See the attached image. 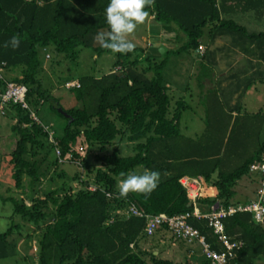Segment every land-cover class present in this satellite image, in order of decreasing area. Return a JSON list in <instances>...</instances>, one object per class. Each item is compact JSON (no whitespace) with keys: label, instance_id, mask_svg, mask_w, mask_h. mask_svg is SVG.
<instances>
[{"label":"trees","instance_id":"16d2710c","mask_svg":"<svg viewBox=\"0 0 264 264\" xmlns=\"http://www.w3.org/2000/svg\"><path fill=\"white\" fill-rule=\"evenodd\" d=\"M215 1L155 0L154 6L145 10L153 15L154 23L173 27L184 36L179 47L163 53L176 55L197 50L203 30L208 28V41L216 36H227L231 47L261 66L262 69L254 71L253 77L239 88V99L253 80L262 78L264 82V33L249 32L231 19L220 18L221 8ZM251 2L253 0H234L235 4ZM109 3L110 0H0L2 77L26 87L27 106L21 108L11 103L3 106L4 115L13 121L10 131L15 136L7 161L13 187L27 188L30 204L12 197L2 200L9 201L12 212L32 225L33 232H38L36 264H192L188 258L179 260L141 250L139 241L148 238L142 234L144 219L119 216L114 211L133 205L148 215L190 213L192 206L180 183L183 177L200 179L216 190L213 198L197 195L195 202L200 212L207 211L216 201L223 207L231 205L235 182L248 174L249 164L264 151V143L257 142L252 151L247 152L253 135L257 138L258 132L252 135L250 128L257 117L254 114L243 116L241 123L235 119L228 127L216 94L209 93L202 100L205 113L202 134L196 139L180 134L178 120L187 106L181 100L172 102L162 83L163 64L152 65L140 47L127 54L114 53L95 41L98 32L108 31L105 9ZM263 6L264 0H260L253 9L257 17ZM13 35L19 37V47L5 48L4 43ZM48 47L70 61L77 59L80 48L90 49L96 56L112 53L113 69L99 77H78V87L66 89L76 107L64 110L42 84V55L44 57ZM200 56L208 57L204 52ZM5 72L16 73L6 79ZM66 81L69 79H59L57 83L62 87ZM3 86L0 80V91ZM45 103L64 121L59 134L46 125L60 156L71 152L72 160L82 169L93 171V176L80 181L78 174H74L71 179L79 180L78 190L72 192L59 185L42 192L39 198L33 196L37 192L35 186L45 177L49 165L71 163L59 164L54 156L53 161H47L46 169L39 171L38 166L46 161L48 153L53 154L43 124L36 117V110ZM58 108L67 117L58 112ZM31 113L36 120L30 117ZM262 117L258 115L260 120ZM118 139L132 144L131 155L120 156L115 146L110 152L106 151ZM77 147L87 150L95 147L105 152L94 157L100 167L87 163L85 153L81 156ZM146 169L160 173L158 187L151 195L129 193L126 199L118 198L122 174H142ZM54 175L62 177L55 172ZM89 185L96 189L87 190ZM221 221L229 238L243 242L226 264H253L256 257L264 258L261 223H255L247 212L235 213ZM187 223L205 237L212 249H220L205 219L189 217ZM12 228L0 233V259L13 253V244L7 240ZM157 229L168 232L165 226Z\"/></svg>","mask_w":264,"mask_h":264},{"label":"rangeland","instance_id":"374dc122","mask_svg":"<svg viewBox=\"0 0 264 264\" xmlns=\"http://www.w3.org/2000/svg\"><path fill=\"white\" fill-rule=\"evenodd\" d=\"M156 24V23H154ZM158 25V23H157ZM150 27V26H148ZM264 33V27L261 28ZM146 31L144 24L138 25L135 32L131 34L130 39L135 47L143 49L145 55L151 59L150 63L163 64L160 73L162 77V83L167 87L168 95L171 97L172 102L182 101L187 110L181 112L180 118V133L186 137H191L194 134L201 133L205 128V113L202 105L201 108V93L198 89V82L200 79L197 77L198 70L196 69L202 63L201 56L191 50L189 52H180L178 54L158 53V47L160 39L157 38L153 33ZM147 32V33H146ZM180 34V33H179ZM184 41V36L180 39L174 40L175 49L179 47ZM229 41V40H228ZM147 43L150 47H147ZM47 54L49 57H45ZM235 58V57H234ZM115 57L112 53H104L99 56L93 54L90 49L80 48L78 57L75 61L65 59L63 55L55 53L51 47H48L42 55L43 62V73L42 84L50 91V93L58 99L61 108L67 110L71 107H76L73 97L70 92L61 87L57 80L69 79L76 80L80 76H93L99 77L106 74L108 71L113 69V62ZM235 63V61H231ZM245 61H241L227 70L228 74H235V79L240 83H247L246 75H243V71L246 68ZM231 64V63H229ZM242 71V72H241ZM220 70L214 71L216 77L213 80L206 82V87H210L207 91L209 93L216 94V98L220 103V108L224 116L229 123L228 127H231L232 122L236 119L240 122L243 116L256 115V119L250 123L252 135L256 132L257 138L253 135L249 150L251 152L257 142L264 143V84L259 87L258 83L253 80L257 86L256 92L252 94H246L243 98L234 99L231 97V92L234 89V82L232 79H228L224 82V87L219 86L217 80V74ZM234 79V78H233ZM249 89V88H248ZM241 91L238 92V94ZM243 94H241L242 96ZM243 104V105H242ZM234 105L237 107L242 106L239 112L238 109H234ZM240 116L235 118L232 116ZM231 116H227L230 115ZM263 116L262 119L258 118V115ZM223 119L225 120V117ZM36 117L43 125H49L51 130L55 133H60L63 120L58 118L53 112L48 109V104H43L36 110ZM244 117V118H246ZM241 123V122H240ZM184 124L186 127H184ZM229 129V128H228ZM258 130V131H257ZM194 133V134H192ZM255 137V138H254ZM14 134L10 131V121L5 115L0 116V233L4 232L8 227H13L11 235L7 238L10 243L13 244V253L11 252L8 256L0 259V264H36V239L38 232H33L34 228L32 225L22 221L19 215L12 212V204L9 201L2 199L6 197H12L18 200H22L25 205H29L28 189H15L10 176V170L8 166V155L14 146ZM256 140V141H254ZM118 149L120 156L131 155L132 144L125 142L124 139H118L115 143L106 149L110 152L113 147ZM85 153L84 159L87 163L100 167V163L95 161L94 157L101 155L105 152H99L95 147L86 149L83 147ZM84 155V154H83ZM38 158V156L36 157ZM54 155L50 152L47 155L46 161L42 162L38 168L39 171L46 169L47 161H53ZM56 174H60L62 177L57 178ZM74 174H78L79 180H89L93 176V171L88 172L85 168L79 167L77 164L65 163L56 167L50 166L46 171L45 177H43L38 186H35V192L33 196L42 197V192L48 189H54L59 185H64L65 188H69L72 192L78 190L81 186L79 180L71 179ZM52 179V181H49ZM26 179L24 178V182ZM199 181V194L213 198L216 194V190L202 180ZM151 237H148L142 241H139L138 246L141 250L149 252L152 249L150 245Z\"/></svg>","mask_w":264,"mask_h":264},{"label":"crops","instance_id":"0c3cea01","mask_svg":"<svg viewBox=\"0 0 264 264\" xmlns=\"http://www.w3.org/2000/svg\"><path fill=\"white\" fill-rule=\"evenodd\" d=\"M217 6L219 5L221 8V15L220 18H226L231 19L235 24L243 26L247 31L249 32H262V27H264V6L262 9V13L260 16H256L254 14L253 9H255L258 5L260 0H253L251 3L247 4H235L234 0H216L215 1ZM146 31L151 32L160 39V44L167 49H172L174 46V40L180 39L182 37V34L177 32L175 28L173 27H165L162 25L154 24L153 21V15L149 13L148 17L146 18L145 22L143 23ZM150 26V27H148ZM204 34L202 39L199 41V45L204 47V56H208L207 58H201L202 63L197 67L198 75L197 77L200 79L198 82V89L201 93V108H202V100L206 99L207 91L210 87H206V82L209 83V80H214L216 77V73L214 71L220 70V72L217 74V80L219 81V86L224 87V82L228 79H232L234 82V89L231 92V97L234 99H238V92L240 91L239 88L243 86L245 83H239L235 79V74H228L226 73L227 70L232 66H234L235 63L238 65L239 62L245 61L246 68L243 71V75H246V78H252V73L256 71L257 69H262V67L254 62L252 59H248L246 56L241 54L237 49L231 47L229 44V38L227 36H216L212 41H208V28H204L203 30ZM147 33V32H146ZM151 45L147 43V47H150ZM197 52V50H195ZM198 53V52H197ZM199 54V53H198ZM235 57V58H234ZM235 61V63L231 62ZM231 63V64H229ZM241 71V72H242ZM109 72V71H108ZM107 72V73H108ZM16 72L10 73L5 72L3 76H5L6 79L12 77L15 75ZM234 78V79H233ZM257 78V76H255ZM259 78V77H258ZM260 80H255L256 82H259V87H262L264 82ZM256 84L253 83L247 89L243 95L240 98H243L244 95L257 93L256 92ZM243 105V104H242ZM242 106H234V109H238L239 112ZM188 107L185 109L187 110ZM203 109V108H202ZM204 110V109H203ZM234 116V112L232 113ZM6 117V116H5ZM180 118L181 114L179 116L178 120V129L180 132V127H182L180 124ZM10 125L13 123L12 120H10ZM184 127L186 125L184 124ZM205 129V128H204ZM204 129H202L204 131ZM202 131V132H203ZM199 134H194L191 137L192 139H196ZM181 134V133H180ZM184 136V135H183ZM186 137V136H185ZM15 141V139H14ZM188 178V177H183ZM197 181L198 179L195 178ZM199 184V181H198ZM256 182L255 178L251 174H247L245 176L240 177L238 179L232 190H233V197H232V204H240L247 201H250L254 198V190H255ZM200 187V185H199ZM217 202V201H216ZM262 226L264 227V220L261 222ZM150 245H152V249L150 250L152 255L159 254L162 257L172 256L176 259H182V258H188L191 260L192 264H201L205 261V259L202 257L200 253V249L198 246H195L194 244H189L184 241L175 240L171 237V235L168 232L161 231V229H157L154 234L151 236ZM142 249V248H141ZM191 250V253L189 252ZM253 264H264V258L263 257H256L254 259Z\"/></svg>","mask_w":264,"mask_h":264},{"label":"built area","instance_id":"2783aa9c","mask_svg":"<svg viewBox=\"0 0 264 264\" xmlns=\"http://www.w3.org/2000/svg\"><path fill=\"white\" fill-rule=\"evenodd\" d=\"M204 47L198 46L197 52L199 55L203 53ZM48 55L45 54V57ZM4 63H0V80L3 82V90L0 91V116L4 115L3 106L6 103L18 104L21 108H27L25 103L26 87L23 84L6 81L2 77ZM64 89L78 87L76 80H69L62 84ZM33 120L36 118L30 114ZM42 129L47 133V141L53 146V154L57 162L63 163L69 161L77 164L72 160L71 152L65 157L60 156L58 147L52 137V132L46 125H41ZM83 147H77V151L81 156H84ZM248 174L255 178L256 186L254 190V198L250 201L238 204H231L223 207L218 202H214L205 212H200L196 205L195 199L199 194V184L195 178H182L180 183L186 192L189 204L192 206L191 212L166 216L162 213L148 215L134 208L133 205H128L126 209L115 210L114 213L119 216H135L144 219L142 234L152 236L157 228L165 226L173 239H179L189 244H194L200 249L202 257L206 264H226L233 257L234 251L243 246V242L229 238L223 229L222 219L231 216L238 212H247L251 215L255 223H261L264 220V151L259 155L258 159L248 166ZM89 191H94L96 188L92 185L86 187ZM108 196L107 193H104ZM189 217L203 218L207 221V226L215 236L216 242L219 245V250H214L206 242L205 237L201 235L197 229L187 223ZM111 221V219H109ZM131 247V244L129 245ZM191 253V250L189 251Z\"/></svg>","mask_w":264,"mask_h":264},{"label":"clouds","instance_id":"9594fccd","mask_svg":"<svg viewBox=\"0 0 264 264\" xmlns=\"http://www.w3.org/2000/svg\"><path fill=\"white\" fill-rule=\"evenodd\" d=\"M155 0H110L105 9L108 31H100L94 37L95 41L103 48L114 53L127 54L134 51L135 44L128 39L138 27L143 24L149 13L146 8L152 7ZM20 39L13 35L4 47L18 48ZM118 184V198L126 199L129 193H139L145 197L158 187L160 173L155 170H144L142 174H122Z\"/></svg>","mask_w":264,"mask_h":264},{"label":"water","instance_id":"95a60500","mask_svg":"<svg viewBox=\"0 0 264 264\" xmlns=\"http://www.w3.org/2000/svg\"><path fill=\"white\" fill-rule=\"evenodd\" d=\"M157 50H158V53H163L165 51V48L160 45ZM57 111L60 112L63 116L67 117V115L63 113L59 108L57 109Z\"/></svg>","mask_w":264,"mask_h":264}]
</instances>
